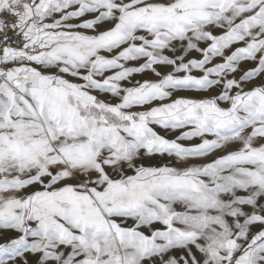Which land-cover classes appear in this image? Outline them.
<instances>
[{
  "label": "snow or ice",
  "instance_id": "6c2138e0",
  "mask_svg": "<svg viewBox=\"0 0 264 264\" xmlns=\"http://www.w3.org/2000/svg\"><path fill=\"white\" fill-rule=\"evenodd\" d=\"M0 264H264V0H0Z\"/></svg>",
  "mask_w": 264,
  "mask_h": 264
}]
</instances>
